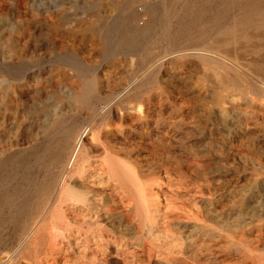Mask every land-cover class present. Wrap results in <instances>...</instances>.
I'll list each match as a JSON object with an SVG mask.
<instances>
[{
    "label": "rangeland",
    "instance_id": "1",
    "mask_svg": "<svg viewBox=\"0 0 264 264\" xmlns=\"http://www.w3.org/2000/svg\"><path fill=\"white\" fill-rule=\"evenodd\" d=\"M161 1L0 0V163L7 161L3 171L9 182L6 191L11 193L14 187L17 193L27 194L37 186L27 178L32 172H26L31 165L29 161L33 162L28 156L31 147L43 141L51 122L58 119L63 123L77 113L87 117L86 109L75 104L73 90L94 81L104 93L119 91L130 68L139 76L165 55V43L155 42L163 28ZM226 25L235 23L229 20ZM86 26L91 32H80ZM145 26H149L147 33L143 30ZM135 30L140 34L135 43L118 46L126 34ZM250 36L248 40L238 41L242 43L240 46L223 44L218 50L208 51L231 63L233 58L229 53L237 46L244 60L251 57L254 61L264 60V28H254ZM225 38L217 40L226 43ZM239 63L244 62L239 59ZM176 70L171 76L174 80L168 77L170 82L166 80L159 89L127 101L125 109L128 110L117 113L101 129L100 145L94 155L103 156L105 148L111 149L118 167L114 169L119 173L121 168L117 177L122 186L116 178L107 183L104 176L102 186L91 188L93 192L86 194L85 189L76 188L88 201L72 200L70 204L68 200L62 204V215L51 227L38 230L20 264H264V140H261L264 139V115L253 112L238 100L229 112L219 115V106L214 101L216 94L200 81L197 70L187 67ZM243 71L249 79L256 78L254 65L243 67ZM228 94L229 91L224 92L221 98ZM135 186L139 188L136 190ZM32 196L33 207L46 206L47 196ZM18 200H22V195ZM125 206L128 207L125 209ZM4 210L6 213L9 209ZM18 233L19 225L0 230V264H11L8 260Z\"/></svg>",
    "mask_w": 264,
    "mask_h": 264
},
{
    "label": "bare ground",
    "instance_id": "2",
    "mask_svg": "<svg viewBox=\"0 0 264 264\" xmlns=\"http://www.w3.org/2000/svg\"><path fill=\"white\" fill-rule=\"evenodd\" d=\"M162 16L163 28L160 36L156 39V43H165L164 56H162L155 64L141 75L137 76L136 71L130 68L126 75L125 81L119 91L102 92L101 88L94 81L83 83L79 90H73L75 104L79 108H85L87 117L82 118L81 115L75 114L72 117L60 122L55 119L44 133L43 141L30 149L31 153L28 158L30 167L26 172L31 170V184L37 186L31 188V193H17L14 187L11 193L6 191L7 180L3 176L7 161L0 163V230L7 227L19 225V233L15 247L10 253L9 262L11 264H20L24 259L31 244L37 237L40 228L51 227L55 221L62 215V204L68 200L87 202L79 195L76 188H83L86 194L96 186H102L101 177L106 176V182H112L117 179L121 185V180L117 177L120 173L114 169L115 160L112 158L111 149L105 148L103 156L94 155L97 145H100L101 129L116 118V114L128 110L126 103L132 98H142L148 91L159 89L163 86L167 78H172L173 71L179 67H187L188 69H196L197 75L201 82L208 84L212 88V92L216 94L215 102L219 109L218 114L231 110L235 101H239L244 106L250 108L253 112H260L264 115V60L253 61L244 60L240 57L239 48H232L231 56L233 61L227 63L220 55L209 52V49L218 50L224 44L235 45L238 41H245L251 38V30L254 28H264V0H162ZM231 6H237V10H230ZM230 13L232 16L229 17ZM232 20L235 25L227 26L226 23ZM79 28V27H78ZM75 30V29H73ZM144 33L149 31V26L143 27ZM83 31L91 32L86 26L82 27ZM77 32V31H74ZM142 32V31H141ZM94 33V32H93ZM126 33V32H125ZM260 33V32H259ZM127 36L119 41V45H127L135 43L140 34L135 31L129 32ZM257 35V34H256ZM256 35H253L254 37ZM218 37H226L228 39L221 43ZM253 37V38H254ZM96 39V38H95ZM154 39V38H153ZM154 39V40H155ZM214 39V40H213ZM152 44V43H150ZM239 46L242 45L240 42ZM237 44V45H238ZM150 47V46H149ZM237 47V48H236ZM12 48V47H11ZM242 48V47H241ZM228 52V51H227ZM226 52V53H227ZM247 54V53H245ZM222 55V54H221ZM227 55V54H226ZM230 57V55H228ZM260 57V56H259ZM148 59V58H147ZM239 59L243 60V64L239 63ZM148 61V60H147ZM145 60V62H147ZM255 66V79H249L243 67ZM242 66V67H241ZM110 68V67H109ZM115 69V67H114ZM117 69V68H116ZM117 71V70H116ZM120 71V70H119ZM178 71V70H176ZM187 71V70H186ZM6 72V71H4ZM175 72V71H174ZM8 73V72H7ZM123 73V72H122ZM12 74V73H11ZM10 74V75H11ZM117 74V73H116ZM119 74V73H118ZM247 74V72H246ZM9 75V74H8ZM110 75V74H109ZM113 75V74H112ZM123 75V74H122ZM39 76V75H38ZM178 76V75H177ZM1 77V76H0ZM5 77V76H4ZM118 77V76H117ZM116 77V79H117ZM121 77V76H120ZM124 77V76H123ZM252 77V76H251ZM250 77V78H251ZM3 78V76H2ZM114 78V75H113ZM5 79V78H3ZM174 80V78H172ZM102 81L101 79H99ZM179 80V76H178ZM81 81V80H80ZM86 81V80H85ZM104 81V80H103ZM120 81V80H119ZM169 81V80H168ZM5 82V81H4ZM105 82V81H104ZM170 82V81H169ZM174 82V81H172ZM181 82V81H180ZM179 82V83H180ZM182 83V82H181ZM185 83V82H183ZM104 84V83H103ZM172 85V84H171ZM103 86V85H102ZM101 86V87H102ZM166 86V85H165ZM178 86V85H177ZM1 87V86H0ZM105 87V84H104ZM103 87V88H104ZM170 87V86H169ZM175 87V86H174ZM184 87V85H183ZM107 88V87H106ZM116 88V87H115ZM194 88V87H193ZM192 88V90H193ZM231 88V91H230ZM105 89V88H104ZM171 89V88H170ZM2 90V89H1ZM16 90V89H15ZM156 90V89H155ZM167 90V89H166ZM181 90V89H180ZM179 90V91H180ZM184 90V89H183ZM158 91V90H157ZM229 91L228 96L221 98L222 94ZM1 92V91H0ZM156 91H154L155 93ZM175 92V91H174ZM188 92V90H187ZM183 93V91H182ZM181 93V94H182ZM211 93V92H210ZM209 93V94H210ZM150 94V93H149ZM156 94V93H155ZM186 94V93H185ZM194 94V93H193ZM226 94V93H225ZM174 95V93H173ZM180 95V94H179ZM147 96V95H146ZM154 96V95H153ZM152 96V97H153ZM191 97V95L189 96ZM201 97V96H200ZM3 100V99H2ZM22 100V99H21ZM154 100V99H153ZM153 100L152 103H153ZM157 100V99H156ZM44 101V100H43ZM144 101V100H143ZM212 101V100H210ZM139 102V101H138ZM156 102V101H155ZM154 102V103H155ZM214 102V104H215ZM14 103V102H13ZM145 103V102H144ZM151 103V104H152ZM197 103V102H196ZM15 104V103H14ZM13 104V107H14ZM18 104V103H17ZM45 104V103H44ZM236 104V103H235ZM239 104V103H238ZM1 105V104H0ZM4 105V104H3ZM8 105V103H7ZM137 105V104H136ZM211 105V104H210ZM233 105V106H232ZM241 105V104H240ZM129 106V105H128ZM157 107V106H156ZM242 107V106H241ZM142 108V107H141ZM147 108V107H146ZM152 108V107H151ZM209 108V107H208ZM243 108V107H242ZM18 109V108H16ZM83 109V110H85ZM154 109V108H153ZM158 109V108H157ZM15 110V108H14ZM72 110V109H70ZM140 110V109H139ZM143 110V109H142ZM150 110V108H149ZM159 110V109H158ZM157 110V111H158ZM215 110V109H214ZM151 111V110H150ZM160 111V110H159ZM192 111V110H191ZM239 111V110H238ZM237 111V112H238ZM62 112V111H61ZM144 111H142L143 113ZM188 112V111H187ZM215 112V111H214ZM229 112V111H228ZM4 113V112H3ZM12 113V112H10ZM15 112H13L14 114ZM161 113V112H160ZM184 112H182L183 114ZM243 113V112H241ZM20 114V113H19ZM69 114V113H68ZM153 114V112H152ZM216 114V113H215ZM245 114V112H244ZM259 114V113H258ZM11 115V114H10ZM16 115V114H15ZM14 115V116H15ZM66 115V114H65ZM70 115V114H69ZM119 115V114H118ZM125 115V114H124ZM151 115V114H150ZM159 115V112H158ZM218 115V116H219ZM226 115V113H225ZM235 115V114H234ZM3 116V115H1ZM12 116V115H11ZM19 115H17V119ZM68 116V115H67ZM127 116V115H126ZM153 116V115H151ZM150 116V117H151ZM183 116V115H181ZM180 116V117H181ZM190 116V115H189ZM249 116V115H248ZM137 117V116H136ZM145 117V116H144ZM231 117V116H230ZM233 117V116H232ZM243 117V116H241ZM2 118V117H1ZM5 118V117H4ZM60 118V117H59ZM123 118V117H122ZM139 118V117H138ZM149 119V117H147ZM183 118V117H182ZM181 118V119H182ZM190 118V117H189ZM237 118V116H236ZM61 119V118H60ZM125 119V118H124ZM123 119V120H124ZM147 119V120H148ZM156 119V118H155ZM154 119V120H155ZM180 119V118H179ZM188 119V118H187ZM221 119V118H220ZM237 121L236 119L231 118ZM238 119V118H237ZM245 119V118H244ZM23 120V119H22ZM66 120V119H65ZM135 120V119H134ZM151 120V121H154ZM178 120V119H177ZM189 120V119H188ZM187 120V121H188ZM246 120V119H245ZM244 120V121H245ZM264 120V119H263ZM1 121V120H0ZM116 121V120H115ZM120 121V120H119ZM128 121V119H127ZM130 121V120H129ZM133 121V120H132ZM146 121V120H145ZM144 121V122H145ZM150 121V120H149ZM175 121V120H173ZM181 121V120H180ZM217 121V120H216ZM230 121V120H229ZM250 121V120H248ZM17 122V121H16ZM22 122V121H20ZM131 122V121H130ZM136 122V121H134ZM191 122V121H189ZM218 122V121H217ZM23 123V122H22ZM125 123V122H124ZM127 123V122H126ZM147 122H145L146 124ZM151 123V122H149ZM224 123V122H223ZM232 123V122H231ZM247 123V121H246ZM128 124V123H127ZM140 124V123H139ZM152 124V123H151ZM155 124V123H154ZM199 124V123H198ZM115 125V124H114ZM123 125V124H121ZM171 125V124H170ZM233 125V123H232ZM238 125V124H237ZM6 126V125H5ZM126 126V125H125ZM135 126V125H134ZM169 126V125H168ZM214 126V125H213ZM245 126V125H244ZM264 126V125H263ZM132 127V126H131ZM159 126H157L158 128ZM167 127V126H166ZM210 127V126H209ZM233 127V126H232ZM240 127V126H239ZM243 127V126H242ZM256 127V126H255ZM261 127V126H259ZM123 128V127H122ZM133 128V127H132ZM150 128V127H148ZM162 128V127H161ZM169 128V127H168ZM171 128V127H170ZM223 128V127H222ZM248 128V127H247ZM254 128V127H253ZM252 128V129H253ZM262 128V127H261ZM124 129V128H123ZM136 129V128H135ZM133 129L132 131H134ZM147 129V128H146ZM255 129V128H254ZM257 129V128H256ZM139 130V129H138ZM142 130V129H141ZM148 130V129H147ZM175 130V128L173 129ZM181 130V129H180ZM222 130V129H221ZM249 130V128H248ZM251 130V129H250ZM263 130V129H262ZM8 131V130H7ZM150 131V130H149ZM157 131V130H156ZM164 131V130H163ZM167 131V129H166ZM223 131V130H222ZM252 131V130H251ZM250 131V133H251ZM264 131V130H263ZM141 132V131H140ZM158 132V131H157ZM162 132V131H161ZM183 132V130H182ZM232 132V131H231ZM240 132V131H239ZM104 133V132H103ZM112 133V132H111ZM110 133V134H111ZM130 133V132H129ZM136 133V132H133ZM138 133V132H137ZM146 133V132H145ZM171 133V132H170ZM178 133V132H177ZM233 133V132H232ZM140 134V133H139ZM166 134V132H165ZM181 134V133H180ZM245 134V133H244ZM249 134V133H247ZM261 134V133H260ZM259 134V135H260ZM6 135V133H5ZM42 135V134H41ZM114 135V134H113ZM145 135V134H143ZM149 135V134H148ZM151 135V134H150ZM156 135V134H155ZM171 135V134H170ZM235 135V134H233ZM257 135V134H254ZM107 136V134H106ZM116 136V134H115ZM114 136V137H115ZM164 136V135H163ZM175 136V134L173 135ZM195 136V135H193ZM250 136V135H249ZM4 137V136H3ZM8 137V136H7ZM15 137V136H14ZM150 137V136H149ZM154 137V135H153ZM151 137V138H153ZM156 137V136H155ZM160 137V136H157ZM177 137V136H176ZM236 137V136H235ZM259 137V136H257ZM103 138V136H102ZM107 138V137H106ZM126 139V137H124ZM182 138V137H181ZM228 138H230L228 136ZM248 138V137H247ZM246 138V139H247ZM254 138V137H253ZM252 137L250 139H253ZM1 139V138H0ZM20 139V138H19ZM128 139V138H127ZM156 139V138H155ZM160 139V138H159ZM162 139V138H161ZM160 139V140H161ZM165 139V137H164ZM173 139V137H172ZM179 139V137H178ZM183 139V138H182ZM235 139V138H234ZM244 139V138H243ZM249 139V138H248ZM247 139V140H248ZM38 140V139H37ZM41 140V139H40ZM145 140H147L145 138ZM151 140V139H150ZM157 140V139H156ZM163 140V139H162ZM161 140V141H162ZM171 139H169L170 141ZM180 140V139H179ZM186 141V139H184ZM183 140V141H184ZM190 140V139H189ZM205 140V139H204ZM227 140V139H226ZM261 140H264L263 138ZM22 141V140H21ZM118 141V140H117ZM127 141V140H126ZM134 140H132L133 142ZM141 141V140H140ZM155 141V140H154ZM168 141V140H167ZM184 141V142H185ZM214 141V140H213ZM216 141V140H215ZM252 141V140H251ZM250 141V142H251ZM254 141V140H253ZM259 141V140H258ZM18 142V141H17ZM20 142V141H19ZM36 142V141H35ZM131 142V141H130ZM153 142V141H151ZM166 142V141H164ZM174 142V140H173ZM190 142V141H189ZM224 142V141H223ZM255 142V141H254ZM263 142V141H262ZM123 143V142H122ZM141 143V142H140ZM177 143V142H174ZM182 143V142H181ZM253 143V142H252ZM37 144V143H36ZM147 144V143H145ZM171 144V143H169ZM201 144V143H200ZM255 144V143H254ZM258 144V142H257ZM256 144V146H257ZM126 145V144H125ZM124 145V146H125ZM168 145V144H167ZM174 145V144H173ZM177 145V144H176ZM179 145V144H178ZM229 145V144H228ZM250 145V144H249ZM261 145V144H260ZM120 146V145H117ZM143 146V144H142ZM169 146V145H168ZM180 146V145H179ZM227 146V145H226ZM136 147V146H135ZM156 147V146H155ZM191 147V146H190ZM225 147V146H224ZM263 147V146H262ZM100 148V147H99ZM127 148V147H126ZM177 148V147H176ZM216 148V147H215ZM244 148V147H242ZM257 149V147H254ZM104 149V148H103ZM102 149V150H103ZM149 149V148H148ZM173 149V146H172ZM207 149V148H206ZM158 150V149H157ZM187 150V147H186ZM246 150V149H245ZM250 150V149H249ZM263 150V149H262ZM21 151V150H20ZM97 151V150H96ZM147 151V150H145ZM153 151V150H152ZM151 151V152H152ZM162 151V150H161ZM171 151V150H170ZM253 151V150H252ZM24 152V151H23ZM30 152V151H29ZM99 152V151H98ZM150 152V153H151ZM163 152V151H162ZM184 152V151H183ZM190 152V151H189ZM260 152V151H259ZM135 153V152H134ZM155 153V152H154ZM158 153V152H157ZM170 153V152H169ZM168 153V154H169ZM181 153V152H180ZM253 153V152H252ZM132 154V153H131ZM156 154V153H155ZM186 154V151H185ZM198 154V153H197ZM177 155V154H176ZM175 155V156H176ZM155 156V155H154ZM23 157V153L20 158ZM138 157V156H137ZM218 157V156H217ZM261 157V156H260ZM121 158V157H120ZM133 158V157H131ZM139 158V157H138ZM18 159V158H16ZM15 159V160H16ZM141 159V158H140ZM2 160V159H1ZM22 161V160H21ZM156 161V159H155ZM214 161V160H213ZM260 161V160H259ZM9 162V160H8ZM13 160L10 161L12 163ZM168 162V161H167ZM264 162V161H263ZM14 161L13 164H15ZM124 163V162H123ZM122 163V164H123ZM137 163V161H136ZM138 163H140L138 161ZM260 163V162H259ZM120 164V165H122ZM263 164V163H262ZM127 165V164H125ZM136 165V164H135ZM172 165V164H171ZM178 165V164H177ZM27 166V165H26ZM25 166V167H26ZM140 166V165H137ZM173 166V165H172ZM170 166V168L172 167ZM12 167V166H11ZM24 167V168H25ZM132 167V166H131ZM158 167V166H156ZM254 167V166H252ZM257 167V165H256ZM261 167V166H260ZM27 168V167H26ZM118 168V167H117ZM116 168V169H117ZM134 168V167H132ZM149 168V167H148ZM163 168V167H162ZM166 168V167H165ZM258 168V167H257ZM8 169V168H7ZM14 170V168H12ZM128 169V167L126 168ZM150 169V168H149ZM159 169V168H158ZM19 170V166H16ZM123 170V169H122ZM132 169L130 168V171ZM146 171V169H144ZM148 170V169H147ZM156 170V169H155ZM164 170V169H163ZM177 170V168H176ZM11 171V170H10ZM24 171V170H23ZM129 171V170H128ZM153 171V170H152ZM263 171V170H262ZM19 172V171H18ZM123 171H121L122 173ZM149 172V171H148ZM164 172V171H163ZM16 173V172H15ZM25 173V171H24ZM127 173V172H126ZM133 173V172H132ZM167 173V172H166ZM29 174V173H28ZM124 174V173H123ZM149 174V173H147ZM159 175V173H156ZM133 175V174H132ZM165 175V174H164ZM172 175V174H171ZM9 176V175H8ZM121 176V174H120ZM124 176V175H123ZM145 176V175H144ZM150 176V175H148ZM147 176V177H148ZM152 176V175H151ZM127 177V176H126ZM146 177V176H145ZM171 177V176H170ZM17 178V176H16ZM20 178V177H19ZM122 179V177H120ZM125 178V176H124ZM141 178V177H140ZM40 184L38 182L40 181ZM128 178H126L127 180ZM16 180V179H14ZM123 180V179H122ZM152 180V179H151ZM28 181V180H27ZM38 181V182H37ZM114 181V180H113ZM145 181V179H144ZM158 181V180H157ZM160 181V180H159ZM124 182V181H123ZM134 182V181H133ZM146 182V181H145ZM15 183V182H14ZM147 183V182H146ZM149 183V182H148ZM29 184V183H28ZM123 184V183H122ZM125 184V183H124ZM130 183L128 182V185ZM132 184V183H131ZM135 184H133L134 187ZM152 185V184H151ZM150 185V186H151ZM116 187V185H114ZM137 186V185H136ZM135 189L137 190L138 188ZM146 186V184H145ZM154 186V184H153ZM152 186V187H153ZM29 187V186H28ZM123 187H126L123 185ZM141 187V186H140ZM144 187V186H143ZM151 187V189H152ZM92 188V189H91ZM99 188V187H98ZM150 188V187H149ZM154 188V187H153ZM133 189V188H132ZM148 189V188H147ZM28 190V189H27ZM100 190V189H99ZM131 190V189H130ZM135 190V191H136ZM97 191V190H96ZM106 192V191H105ZM124 192V190H123ZM132 192V191H131ZM138 192V191H137ZM96 193V192H95ZM98 193V191H97ZM101 193V192H100ZM107 193V192H106ZM111 193V192H110ZM34 194L37 198L47 196L46 206L37 205L33 207L31 197ZM82 194H85L82 193ZM148 194V193H147ZM157 194V193H156ZM241 194V193H240ZM19 195L22 200L19 201ZM91 195V194H90ZM139 195V194H138ZM125 196V195H124ZM89 197V196H88ZM126 197V196H125ZM129 197V196H128ZM131 197V196H130ZM150 197L149 195L147 196ZM124 198V197H123ZM146 198V197H144ZM143 198V200H144ZM151 198V197H150ZM158 198V197H157ZM21 199V197H20ZM116 199V198H115ZM125 199V198H124ZM136 199V198H135ZM152 199V198H151ZM243 199V198H242ZM43 200V199H42ZM111 200V199H110ZM148 200V199H146ZM150 200V199H149ZM156 200V199H155ZM36 201V200H35ZM68 201V202H69ZM126 201V200H125ZM113 202V201H111ZM135 202V201H134ZM144 202V201H143ZM239 202V201H238ZM34 203V202H33ZM81 203V202H80ZM97 203V202H96ZM127 203V202H126ZM142 203V202H141ZM154 203V202H153ZM158 203V202H157ZM160 203V202H159ZM245 203V202H244ZM115 204V203H114ZM120 204V203H119ZM135 204V203H134ZM146 204V203H145ZM155 204V203H154ZM161 204V203H160ZM159 204V205H160ZM243 204V203H242ZM79 205V203H78ZM81 205V204H80ZM111 205V204H110ZM113 205V204H112ZM144 206V204H142ZM153 205V204H152ZM166 205V204H165ZM64 206V205H63ZM66 206V205H65ZM85 206V205H84ZM139 206V205H138ZM255 206V205H254ZM8 212L5 213V208ZM110 207V206H108ZM118 207V206H117ZM128 207V206H127ZM125 206V209L127 208ZM160 207V206H159ZM238 207V206H237ZM241 207V206H240ZM114 208V207H113ZM169 208V207H167ZM263 208V207H262ZM143 209V208H142ZM153 209V207H152ZM239 209V208H238ZM64 210V209H63ZM85 210V208H84ZM102 210V209H101ZM112 210V209H110ZM123 210V209H122ZM135 210V209H134ZM137 211V210H136ZM145 211V210H144ZM162 211V210H161ZM71 212V211H70ZM108 212V211H107ZM106 212V213H107ZM114 212V211H113ZM116 212V211H115ZM119 212V211H118ZM149 212V211H148ZM147 212V213H148ZM163 212V211H162ZM73 213V212H72ZM120 213V212H119ZM65 214V212H64ZM87 214V213H86ZM100 214V213H99ZM102 214V212H101ZM138 214V211H137ZM144 214V213H143ZM240 214V213H239ZM70 215V214H69ZM77 215V212H76ZM79 215V214H78ZM85 215V214H84ZM120 215V214H119ZM118 215V216H119ZM129 215V214H128ZM157 215V214H156ZM246 215V214H245ZM66 216V215H65ZM72 216V215H71ZM75 216V214H74ZM107 216V215H106ZM110 216V215H109ZM149 216V215H148ZM239 216V215H237ZM241 216V215H240ZM247 216V215H246ZM68 217V216H67ZM102 217V215H101ZM122 217V216H121ZM136 217V216H135ZM138 217V216H137ZM136 217V218H137ZM249 217V216H248ZM251 217V216H250ZM257 217V216H255ZM94 218V217H93ZM111 218V217H110ZM124 218V217H123ZM126 218V217H125ZM228 218V217H227ZM236 218V217H235ZM98 219V218H97ZM95 219V220H97ZM101 219V218H100ZM143 219L142 217L140 218ZM238 220V218H236ZM256 219V218H255ZM263 219V216H262ZM68 220V219H67ZM105 220V219H104ZM108 221L109 219L106 218ZM120 220V219H119ZM149 220V218H148ZM249 220V219H248ZM71 221V220H70ZM87 221V220H86ZM102 221V220H99ZM98 221V222H99ZM227 221V220H226ZM225 221V222H226ZM230 221V220H229ZM233 221V219H232ZM239 221V220H238ZM243 221V220H240ZM250 221V220H249ZM84 222V221H83ZM97 222V221H96ZM106 222V221H105ZM109 222V221H108ZM114 222V221H113ZM127 222V221H126ZM139 222V221H138ZM234 222V221H233ZM264 222V221H263ZM262 222V224H263ZM82 223V222H81ZM104 223V222H103ZM149 223V222H148ZM252 223V222H250ZM249 223V225H250ZM91 224V223H90ZM107 224V222H106ZM231 224V223H230ZM80 225V224H79ZM74 226V224H73ZM142 226V225H141ZM140 226V227H141ZM238 226V225H236ZM255 226V225H254ZM111 227V225H110ZM128 227V225H127ZM248 227V226H247ZM253 227V226H252ZM259 227V226H258ZM262 227V226H261ZM118 228V227H117ZM129 228V227H128ZM144 228V227H143ZM142 228V229H143ZM236 228V227H235ZM246 228V227H245ZM244 228V230H246ZM251 228V227H250ZM249 228V229H250ZM52 226V230H53ZM103 229V227H102ZM101 229V230H102ZM115 229V228H113ZM242 229V228H241ZM260 229V228H259ZM258 229V230H259ZM47 230V229H46ZM55 230V229H54ZM98 230V229H97ZM100 230V231H101ZM109 230V229H108ZM132 230V229H131ZM131 230L129 232H131ZM139 230V228H138ZM150 230V229H149ZM248 230V229H247ZM264 230V229H263ZM74 231V230H73ZM76 231V230H75ZM116 231V230H115ZM122 231V230H121ZM234 231V230H233ZM232 231V232H233ZM70 232V230H69ZM77 232V231H76ZM93 232V231H92ZM103 232V231H102ZM127 232V231H126ZM133 232V231H132ZM237 232V228H236ZM49 233V232H47ZM51 233V232H50ZM49 233V234H50ZM78 233V232H77ZM86 233V232H84ZM114 233V232H113ZM136 233V232H135ZM230 233V232H229ZM241 233V232H240ZM45 234V233H44ZM52 234V233H51ZM62 234V233H61ZM60 234V235H61ZM67 234V232H66ZM120 234V233H119ZM125 234V233H124ZM48 235V234H47ZM65 235V234H64ZM89 235V234H87ZM118 235V234H117ZM254 235V234H253ZM53 236V235H52ZM75 236V234H74ZM257 236V235H256ZM42 237V236H41ZM236 237V236H234ZM50 238V237H49ZM58 238V237H56ZM65 238V237H64ZM240 238V237H239ZM242 238V237H241ZM246 238V236H245ZM255 238V237H254ZM259 238V237H258ZM51 239V238H50ZM55 239V238H54ZM81 239V238H80ZM238 239V237L236 238ZM243 239V238H242ZM252 239V238H251ZM257 239V238H256ZM38 240V239H37ZM52 240V239H51ZM60 240V239H59ZM58 240V241H59ZM64 240V239H61ZM82 240V239H81ZM87 240V239H86ZM110 240V239H109ZM230 240V239H229ZM244 240V239H243ZM242 240V241H243ZM246 240V239H245ZM254 240V239H253ZM258 240V239H257ZM57 241V240H56ZM67 241V240H66ZM76 241V240H75ZM232 241V240H231ZM240 241V239H239ZM238 241V242H239ZM247 241V240H246ZM249 241V239H248ZM69 242V241H67ZM233 242V241H232ZM261 242V241H260ZM54 243V242H53ZM52 243V244H53ZM111 243V241H110ZM249 243V242H248ZM263 243V241H262ZM59 244V242H58ZM63 244V243H61ZM57 245V244H56ZM122 245V244H121ZM120 245V247H121ZM124 245V244H123ZM254 246V245H253ZM51 247V246H50ZM63 247V246H62ZM110 247V245H109ZM119 247V246H118ZM123 247V246H122ZM57 249V248H56ZM120 249V248H119ZM54 250V249H53ZM61 250V249H60ZM57 251V250H56ZM115 251V250H114ZM116 251H118L116 249ZM237 251V250H236ZM49 252V251H48ZM52 252V251H51ZM55 252V251H54ZM248 252V251H247ZM53 253V252H52ZM91 253V252H90ZM100 253V252H99ZM51 254V253H50ZM49 254V255H50ZM105 254V253H104ZM115 254V253H114ZM124 254V253H123ZM252 254V253H251ZM47 255V254H45ZM48 255V256H49ZM52 255V254H51ZM109 255V254H108ZM107 255V256H108ZM117 255V253H116ZM54 256V255H53ZM118 256V255H117ZM116 256V257H117ZM123 256V255H122ZM52 257V256H51ZM114 257V256H113ZM124 257V256H123ZM66 258V257H63ZM95 258V257H94ZM108 258V257H107ZM122 258V257H121ZM67 259V258H66ZM114 259V258H113ZM118 260V259H117ZM61 261V260H60ZM93 261V260H92ZM126 261V259H124ZM112 262V261H111ZM122 262V260H121ZM42 263V262H41ZM118 263V262H117ZM6 264V262H5ZM48 264V263H47Z\"/></svg>",
    "mask_w": 264,
    "mask_h": 264
}]
</instances>
